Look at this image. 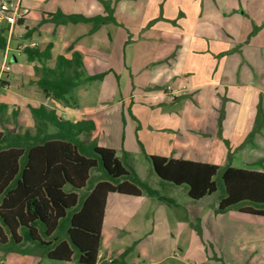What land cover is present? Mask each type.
<instances>
[{
  "label": "rangeland",
  "instance_id": "1",
  "mask_svg": "<svg viewBox=\"0 0 264 264\" xmlns=\"http://www.w3.org/2000/svg\"><path fill=\"white\" fill-rule=\"evenodd\" d=\"M249 2L250 7H256L253 5L255 0H240L243 8ZM234 4L235 8L238 7L236 10L242 9L239 0H235ZM81 26L87 25L77 26L80 29H69L67 40L75 50L84 49L86 52H91V45L95 44L96 54H100L101 60L92 58L90 53L85 74L103 75V78L83 81L71 94V108L69 103L47 100L44 94L35 98L39 91L36 84L38 74L24 53L27 42H21L17 47L22 29L15 26L14 41L9 44V51H6L7 46L0 49V106H6L0 113V130L18 133L28 129L34 132L36 123L30 106L26 105L27 98L36 106L43 103L54 109L65 120L74 123V118L78 121L91 120L95 129L83 135V141H95L100 146L115 149L125 167L135 172L155 192L156 195L151 196L147 190H143L142 200L131 201L127 212L132 215L130 226L134 229L129 235H116L117 232L111 229L113 236L108 237L109 242L104 236L102 249L108 250L107 264H264V217L242 214L238 208L219 212V202L224 195L222 187L201 201H193L187 195L186 186L162 180L149 160L150 156H162L174 145L167 141L166 131L159 126L169 120L164 112V106L169 103L162 100L164 98L150 96L151 88L155 86L152 79L157 65H147V61L155 58L159 47L152 40L137 45V42L131 41L133 34L124 28L120 33H109L115 39L113 45L112 42L104 44L107 32L94 35ZM3 27L0 24V37L6 40L7 45L9 32H2ZM260 27L255 25L248 35L247 44L251 47L249 55L247 52L243 54V49L239 47L228 49L227 55L220 54L217 58L224 59L228 54H233L232 62H240V68H243L240 70L238 67L239 72L234 74L233 79L241 82L245 73L250 79H255L257 74L259 78L255 82L264 88V25ZM62 49L58 48L57 53L68 58L72 56V50ZM189 57H196L199 64L187 67L201 71L199 79L203 82L211 81L210 77L213 76H207L203 62L204 58H210V54L192 50ZM223 92L224 89L220 88L219 93ZM260 107L262 111L259 114ZM257 120L259 127L264 125V99L260 97L253 128L247 137L249 141L264 133V126L256 130ZM263 164L264 158L256 167ZM87 192L85 189L80 195L84 196ZM110 202L114 204L112 199ZM112 224V220L110 224L106 221V226L111 227ZM107 242H116V248H111ZM0 255L8 256L2 251ZM110 257L113 259L111 262ZM77 258L78 250L75 249L70 264H79ZM0 264H3L1 258ZM41 264L53 263L44 259Z\"/></svg>",
  "mask_w": 264,
  "mask_h": 264
},
{
  "label": "trees",
  "instance_id": "2",
  "mask_svg": "<svg viewBox=\"0 0 264 264\" xmlns=\"http://www.w3.org/2000/svg\"><path fill=\"white\" fill-rule=\"evenodd\" d=\"M102 2L106 16L59 11L45 14L39 25L91 23L92 33L103 24L119 25L111 3ZM5 47L6 40L0 37V49ZM52 49V43L44 49H24L28 60L36 62L37 86L46 97L70 103L71 94L83 81L103 78L86 76L80 52L54 59ZM53 59L55 64L50 66ZM5 108L0 106V113ZM30 111L36 123L34 132L0 130V251L40 252L51 261L67 263L77 249L79 264H97L108 195L139 197L143 190L156 194L125 167L115 149L83 141L82 136L95 129L93 121L74 123L45 105L30 106ZM261 111L260 107L258 113ZM258 124L257 120V131L264 126ZM149 160L162 180L186 186L193 201L222 187L219 212L238 208L241 213L264 217V171L237 168L231 162L221 167L161 156ZM85 189L87 194L80 195Z\"/></svg>",
  "mask_w": 264,
  "mask_h": 264
},
{
  "label": "crops",
  "instance_id": "3",
  "mask_svg": "<svg viewBox=\"0 0 264 264\" xmlns=\"http://www.w3.org/2000/svg\"><path fill=\"white\" fill-rule=\"evenodd\" d=\"M14 1L22 2L25 7L30 9L28 17L18 24L22 33L18 35L17 47L19 43L27 42L26 47L44 49L52 43L54 59L58 55H62L57 53L58 48L60 50L64 48V51L69 50V52L73 48L72 54L78 51L82 55L84 71L89 54L93 55L92 58L101 60L100 54H96L95 44L91 45V52H86L84 49V51L75 50L74 46L68 42L67 37L69 29H80L77 27L80 25H87L81 27H86L85 29L90 33L92 24L69 23L56 26L53 23L39 25V22L45 14L59 11L65 15L106 16L107 11L102 1L111 3L114 17L119 25L103 24L93 33L94 35L107 32L104 44L112 42L113 45L115 39L109 33H120L124 28L125 31L133 34L134 39L132 38L131 41L137 42V45L145 40H152L159 47L155 58L147 61V65H157L156 73L152 79V84L155 86L151 88L150 96L157 99L164 98L162 100L169 103L164 106V112L167 113L166 117L169 120L159 126L166 131L167 141L174 144L161 157L168 158L169 155L168 159L210 163L221 167L231 162L230 164L237 168L264 171V164L262 167H256L259 161L264 158V143L262 144L264 133L261 132V136L256 135L251 141L247 138L253 128L258 98L264 99V88L255 82L259 75L255 74V79H250L249 75L245 73V78L242 76V81L240 79L241 82H238L233 79L234 74L239 72L237 71L238 67L240 70L243 68H240V62L237 64L232 62L233 54H228L224 59L223 57L217 58L220 54L224 55L229 50L239 47L243 49L241 51L243 54L251 53V47L247 44L248 35L253 31L255 25L258 28L264 25V0H255L253 5L256 7H250L249 2L245 8L239 0L243 9L240 11L236 10L238 7L235 8V0ZM3 26L2 32H8V28ZM139 34L141 35L138 37ZM13 41L12 36H9L6 51H9V44ZM192 50L210 54V58H204L203 62L206 64L207 76L210 77L212 74L214 80L213 77H210L211 81L203 82L199 79L201 71L187 67L195 65V63L199 64L196 57L190 59ZM6 51L5 60L8 59ZM54 59L49 62L50 66H54ZM244 60L246 61V59ZM32 64L35 65L36 62H32ZM219 73H221L222 79L220 76L218 78ZM36 78L38 80L39 77ZM220 88L224 89L223 93H219ZM37 93L36 99L39 98V95L43 97L40 89ZM45 98L52 99L46 96ZM205 98L207 99L205 100ZM25 100H27V106L38 107L36 104L30 103L28 98ZM74 120L78 121L77 118ZM236 162L237 165H234ZM142 197L117 193L108 195L97 264H107L108 250H103L102 247L104 236L107 237V241L109 236H113L111 229L120 236L129 235L133 231V226H130L132 215L127 211L130 210L131 201L142 200ZM111 199L114 204H111ZM107 220L109 224L112 220L111 227L106 226ZM114 240L116 239L114 238ZM108 242L107 244L111 248H116V242H111V244ZM132 242L134 243V240ZM5 254L8 256L0 255L3 264H41L44 259L53 264L63 263L51 261L43 257L40 252L30 255ZM110 258L109 262L113 260L112 257Z\"/></svg>",
  "mask_w": 264,
  "mask_h": 264
},
{
  "label": "built area",
  "instance_id": "4",
  "mask_svg": "<svg viewBox=\"0 0 264 264\" xmlns=\"http://www.w3.org/2000/svg\"><path fill=\"white\" fill-rule=\"evenodd\" d=\"M30 14V9L22 2L14 0H0V24L8 28L9 36H13L15 26L24 21Z\"/></svg>",
  "mask_w": 264,
  "mask_h": 264
},
{
  "label": "water",
  "instance_id": "5",
  "mask_svg": "<svg viewBox=\"0 0 264 264\" xmlns=\"http://www.w3.org/2000/svg\"><path fill=\"white\" fill-rule=\"evenodd\" d=\"M155 170V169H154ZM156 172V171H155ZM158 175V174H157Z\"/></svg>",
  "mask_w": 264,
  "mask_h": 264
}]
</instances>
